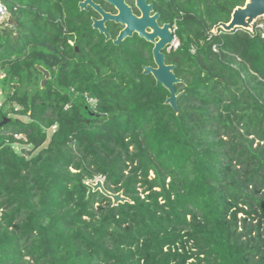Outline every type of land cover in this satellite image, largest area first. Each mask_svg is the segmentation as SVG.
<instances>
[{"label":"trees","instance_id":"obj_1","mask_svg":"<svg viewBox=\"0 0 264 264\" xmlns=\"http://www.w3.org/2000/svg\"><path fill=\"white\" fill-rule=\"evenodd\" d=\"M0 1V264H264V24L211 31L244 0H170L176 112L149 44L78 0Z\"/></svg>","mask_w":264,"mask_h":264},{"label":"water","instance_id":"obj_2","mask_svg":"<svg viewBox=\"0 0 264 264\" xmlns=\"http://www.w3.org/2000/svg\"><path fill=\"white\" fill-rule=\"evenodd\" d=\"M105 1L116 8V14L104 12L101 7L95 4L92 0H80L78 6L80 9H86L87 5H90L101 14V19H93L92 27L97 29L99 33L105 35V40L110 39V35L104 26V22L106 20H111L123 25V28L112 40L113 44H118L126 37L132 36L133 32H136L139 37L144 38L146 41L153 44L152 56L155 65H143L142 73L151 74L155 82L161 84L168 91L169 94L165 99V104L170 105L176 112V99L179 93L175 90V84L181 83L183 80L174 74L173 64L165 63L164 53L162 52V49L167 45H170L173 41L172 29L169 28L168 24H164L161 28L158 27L154 22V18L157 15H154L153 17L146 15L151 6L145 5V0H135L136 5L144 14L141 17L133 15L130 7L125 4L124 0ZM262 17H264V0H244L242 5H237L232 9L228 21H220L214 24L211 31L217 33L218 29H221L228 32L236 28H241L248 32H253L254 24ZM146 27L150 28V31H146ZM75 50H77V47H75ZM36 68L43 76L40 82V85L43 87L49 78V71L40 65H36ZM7 120L8 118L2 119L0 125L4 124ZM85 184L89 186L92 191H99L101 194L108 197L111 200L112 205L130 202V199L123 194L122 190L112 192L106 189L103 183V178L101 177L87 180L85 181Z\"/></svg>","mask_w":264,"mask_h":264},{"label":"flooded vegetation","instance_id":"obj_3","mask_svg":"<svg viewBox=\"0 0 264 264\" xmlns=\"http://www.w3.org/2000/svg\"><path fill=\"white\" fill-rule=\"evenodd\" d=\"M79 1L80 0H78V2ZM92 1L95 4L99 5L104 12H108L110 14H116L117 13L116 8L105 0H92ZM124 1H125V4L130 7L133 15H135L136 17H141L142 15H144L143 12L141 11V9L136 5L135 0H124ZM78 2H77V5H78ZM145 5L151 6V8L148 10L146 15H148L149 17H153L154 15H157L154 18V22L156 23V25L158 27L161 28V27H163L164 24H168L170 29L173 28L171 25L170 19L175 14V10H174V4L170 3V0H145ZM78 8H79V6H78ZM80 10L83 11V15H85L86 19L89 21L91 28L96 30L98 34L102 35L103 39L105 40V35L99 33V31L97 29L92 27L93 19H97V20L101 19V14L99 12H97L90 5H87L86 9H80ZM104 26L110 35V39H108V41H111V42L116 37L118 32L123 28L122 24L111 21V20H106L104 22ZM145 29H146V31H150V28H148V27H146ZM172 31H173V29H172ZM134 37H137L139 40H141L142 43H147L150 45L151 61L147 65L154 66L155 64H154L153 56H152L153 44L151 42L146 41L144 38L139 37V35L136 32H133L132 36L126 37V38H134ZM105 41H107V40H105ZM170 48H171V46L167 45L165 48L162 49V52L164 53V58H165L166 50H169ZM165 63L166 64H172V63L166 62V59H165Z\"/></svg>","mask_w":264,"mask_h":264},{"label":"rangeland","instance_id":"obj_4","mask_svg":"<svg viewBox=\"0 0 264 264\" xmlns=\"http://www.w3.org/2000/svg\"><path fill=\"white\" fill-rule=\"evenodd\" d=\"M258 24H257V27L259 28V29H261L262 27H263V24H264V17H262V18H260V19H258ZM3 72L2 71H0V103H2L3 101H4V97H5V95H6V93L9 91V90H11V88L9 87V85L6 83L5 85H4V89H2V87H1V79H2V77H3ZM43 78V76L42 75H39V76H36L35 78H33L29 83L28 82H26L25 80H23L20 84V88L21 89H23L24 87H27L28 88V90L31 92V91H33L34 89H35V87H36V82H37V80L39 81V86H41L40 85V82H41V79ZM13 82H16L15 81V79H13L12 80ZM24 120H26V118L25 117H22ZM18 137H20V136H18ZM15 146V148L16 149H19L21 146L22 147H25V148H27V149H30V147L28 146V145H19V144H15L14 145ZM35 153V152H34Z\"/></svg>","mask_w":264,"mask_h":264},{"label":"built area","instance_id":"obj_5","mask_svg":"<svg viewBox=\"0 0 264 264\" xmlns=\"http://www.w3.org/2000/svg\"><path fill=\"white\" fill-rule=\"evenodd\" d=\"M8 15H9V13H8L7 8H6L5 5L0 1V21L7 19ZM172 29H173V41H172V43L170 44V46L174 48V47L177 46L178 41H177V39H176V37H175V35H174V29H175V26H173ZM263 36H264V34H263ZM88 102H90L91 105H94V104H95V99H93V98H88Z\"/></svg>","mask_w":264,"mask_h":264}]
</instances>
